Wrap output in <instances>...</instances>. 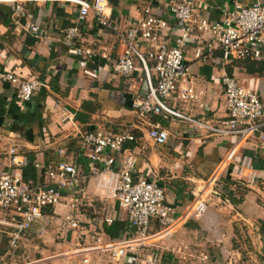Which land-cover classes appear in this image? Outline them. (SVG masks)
Masks as SVG:
<instances>
[{"label":"crops","instance_id":"1","mask_svg":"<svg viewBox=\"0 0 264 264\" xmlns=\"http://www.w3.org/2000/svg\"><path fill=\"white\" fill-rule=\"evenodd\" d=\"M17 1L26 7L24 18L14 15ZM180 1L184 0H109L108 12L113 22L128 29L146 16L145 10L150 7L151 13L168 22L169 28L161 41L174 46L181 26L171 14L170 5ZM192 1L195 12L211 22L222 21L225 11L232 10L236 3L247 6L264 3V0ZM79 9L78 0H0V73L12 72L22 79L38 78L44 83L32 100L22 102L14 85L0 80V174L17 168L12 165L9 153L13 146H18L21 155L27 157L21 170L27 182H46V173L35 166L36 162L46 166L65 160L88 172L92 161L83 142L86 132L102 130L116 134L133 128L136 140L125 145L114 170L122 169L126 156H135L134 179L158 182L165 190L167 205L181 216V222L174 229L163 230L157 220H152L149 227L152 243L138 260L128 255L122 261H114L108 253L98 250L60 258L51 255L52 252L48 254L51 245L41 246L38 238L47 237L48 231L56 232L50 225L55 222H62L63 230L71 232L75 249L110 243L125 235L127 214L103 186L104 181L98 176L91 177L82 183L87 191L84 200L89 206H102L105 218L113 219L112 224L125 223L120 238L110 239L102 232L99 218L80 208L72 211L63 202L46 209L43 219L33 225L13 251L10 215L0 211L3 230L0 264H264V140L257 135L242 143L239 152L225 165L222 163L233 147V137L216 136L205 128H195L182 117L163 114L151 120L168 130L170 138L165 144L155 143L148 136L150 126L138 122L134 107L136 99L148 94L146 72L139 64V70L132 76L115 73L122 47L114 32L100 27L91 15L80 24L82 36L78 42L94 49L96 55L90 59L79 57L64 43L65 30L79 23ZM29 22L43 29L42 37L30 32ZM195 34L197 39L187 42L184 53L190 72L183 86L192 87L197 99L183 100L175 93L167 100L168 105L210 126H221L227 117L221 81L225 73L257 93L264 103V53L261 59L226 62L222 51L216 49L210 60L202 62L195 57L196 49L213 38L208 33ZM158 43L141 39L144 51L156 48ZM86 70L97 77L88 75ZM100 167L104 164L100 163ZM203 183H208L210 191L206 215L202 219L185 217L197 199L194 191ZM68 215L79 220L77 230L68 225ZM55 248L66 250L69 245ZM37 252L44 257L39 258ZM151 254L156 255L153 263L145 259Z\"/></svg>","mask_w":264,"mask_h":264},{"label":"built area","instance_id":"2","mask_svg":"<svg viewBox=\"0 0 264 264\" xmlns=\"http://www.w3.org/2000/svg\"><path fill=\"white\" fill-rule=\"evenodd\" d=\"M80 4L77 24L65 30L64 43L79 57L92 58L96 52L84 47L78 41L82 36L83 21L94 15L100 27L114 32L121 44V51L115 63L114 71L120 76H132L139 70V64L146 72L148 94L134 101L138 122L150 126L148 136L157 144H165L170 133L160 124H153L151 118L158 115H174L190 121L195 128H205L213 135L233 137L235 139L229 155L222 164H229L239 152L242 143L259 135L264 140L262 129L264 103L254 91L242 86L235 77L225 73L221 77L225 87V108L227 117L219 127L210 126L201 121L172 109L167 100L179 93L183 100H195L197 95L192 87H184L188 82L190 68L185 61V49L188 41H195L196 31L208 33L213 40L196 49V59L207 62L216 49L222 51L226 62L243 59H261L264 42V3L257 2L247 6L236 3L232 10L225 11L222 21H209L208 18L195 12L194 2L184 0L170 5V12L180 23L181 34L176 45L170 46L161 41L164 31L169 28L168 22L160 15L151 13L150 7L145 10L146 16L134 26L122 29L109 16V0H78ZM14 15L18 18L27 16L23 2H16ZM28 29L36 37H42L43 29L35 22L28 23ZM141 39L159 41L156 48L144 51ZM153 63V68H151ZM154 70V75L152 74ZM92 77L97 74L85 71ZM0 80L10 82L16 89V96L22 102H28L37 95L44 83L38 79H22L12 72L0 73ZM138 123V124H139ZM133 128L124 129L113 134L102 130L88 131L83 135V142L89 151L92 161L89 171L83 170L75 163L59 160L50 165L36 162L35 166L46 171V182L30 183L24 180L21 170L27 164V157L21 155L18 146H13L9 153L12 165L17 167L10 172L0 174V211L8 212L10 224L14 230L10 233V249L16 251L20 241L33 225L44 217L48 208L67 202L72 211L78 210L84 203L87 191L82 183L91 177H100L104 187L116 201L121 210L127 214L128 226L125 235L110 243L81 247L74 252L82 254L94 250L108 253L114 261H122L128 255L138 260L142 251L152 243L149 227L152 220H157L163 230L175 228L181 222V216L167 205L165 190L155 181L141 178L135 180V156H126L120 171L114 170L119 157L125 152L128 142H135ZM60 154L65 151L60 150ZM22 160H19V158ZM100 163L104 164L101 169ZM101 184V183H100ZM204 184V185H203ZM202 189L194 191L196 201L185 217L202 219L208 210V183ZM102 186V185H101ZM71 229L77 230L80 222L72 215L66 216ZM112 224L110 216L105 218ZM5 223V222H3ZM3 230L0 228V236ZM149 263L156 260V255H147ZM88 262V259L84 260Z\"/></svg>","mask_w":264,"mask_h":264},{"label":"rangeland","instance_id":"3","mask_svg":"<svg viewBox=\"0 0 264 264\" xmlns=\"http://www.w3.org/2000/svg\"><path fill=\"white\" fill-rule=\"evenodd\" d=\"M199 189L203 190V187H200ZM80 209L83 210L86 214H88L91 217H94L95 215H96V217L100 216L102 213V211H101L102 206H99L98 204H95L93 207L89 206L88 201H84L83 205L80 206ZM99 210L101 211L100 213H99ZM50 225L53 229H55L56 232L48 231L47 237H45V238L39 237L38 238L41 241V246L45 245V243H47L48 245H51V247L49 246L51 249L50 248L47 249L48 254L50 252H52L50 254L51 255H57V258H60L63 256H65V257L66 256H73L75 254H78V253L74 252L76 250L75 249L76 247L73 245L71 232H65V229L63 230V223L62 222H55V223H51ZM44 239H46L45 240L46 242L43 241ZM60 244H62V245L67 244V245H69V248H67L66 250H60L58 248L56 249L55 246L60 247ZM57 252H59V253H57ZM67 252H70V253H67ZM37 256L39 258L44 257L43 255L40 254V252H37Z\"/></svg>","mask_w":264,"mask_h":264},{"label":"trees","instance_id":"4","mask_svg":"<svg viewBox=\"0 0 264 264\" xmlns=\"http://www.w3.org/2000/svg\"><path fill=\"white\" fill-rule=\"evenodd\" d=\"M77 116L83 120V118L81 117L80 113L77 114ZM42 173L45 174L46 171L45 169L42 170ZM96 217V215L94 216ZM96 218L100 219L101 222V226H102V232H104V234H106L107 237H109L110 239H117L120 238L123 231H125L126 226L125 223H121L119 221L114 222L113 224H108L105 221V215L104 212L102 210V213L100 216H97Z\"/></svg>","mask_w":264,"mask_h":264}]
</instances>
